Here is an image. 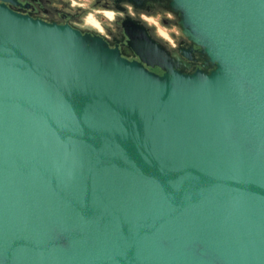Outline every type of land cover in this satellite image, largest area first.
<instances>
[{"label":"water","instance_id":"1","mask_svg":"<svg viewBox=\"0 0 264 264\" xmlns=\"http://www.w3.org/2000/svg\"><path fill=\"white\" fill-rule=\"evenodd\" d=\"M5 1L0 264H264V0H167L189 72Z\"/></svg>","mask_w":264,"mask_h":264},{"label":"flooded vegetation","instance_id":"2","mask_svg":"<svg viewBox=\"0 0 264 264\" xmlns=\"http://www.w3.org/2000/svg\"><path fill=\"white\" fill-rule=\"evenodd\" d=\"M61 2L62 0H6L5 4L11 10L15 12H19L21 14H26L30 17L39 18L42 20L56 22V23H66L74 28H77L74 25V21L81 22V17L84 11L80 10L79 13L76 12L74 14L69 13L67 11H64L58 8V6L61 5ZM124 4L133 5V9L135 12H137V15H138V12H141V11H147L149 15H154L155 9L159 7V5H157L159 3H157L156 0H138L134 4L126 2L124 0H95V3L93 4L94 6H98L101 8L113 9V10H117V11H121L125 13L124 18L123 19L118 18L116 23L112 27L109 28L107 27V25H105L107 37H102V36L101 37L107 42V44H109L110 46L116 47L119 50V52L123 54L124 56H126L128 59L138 60V57L132 51L130 45L126 43V37L123 34V27H126L127 29H131L135 31L136 25L142 24L146 35L154 40L156 39L153 36V34L150 32L149 28H147L143 23L140 22L138 17L136 19H133L127 15L126 10L123 8ZM151 4H152V7H150ZM77 29L83 32L87 31V30H82L80 28H77ZM90 32L94 33L93 31H90ZM142 33L138 34L139 36L138 41H139L140 47L146 50L148 53H150L152 60H154L155 59V49L147 45L146 42H144ZM177 44L178 46L175 49L176 50L175 56L177 57L176 58L177 60L174 59L173 61L175 63H182L184 65L187 64L188 68L182 69L181 67H178L177 65H176V68L184 72H189L193 70L194 68L198 67V63L196 62V58L198 55L197 53L198 48L195 45H190L189 42H183L179 40H177ZM180 57H182L183 59ZM142 65L146 67L148 70L161 73L160 69L155 65L147 64L145 62H142Z\"/></svg>","mask_w":264,"mask_h":264},{"label":"clouds","instance_id":"3","mask_svg":"<svg viewBox=\"0 0 264 264\" xmlns=\"http://www.w3.org/2000/svg\"><path fill=\"white\" fill-rule=\"evenodd\" d=\"M67 2L71 9H79L85 12L81 17V22L76 27L82 30L94 31L102 37H107L105 25L110 28L116 23L118 18L123 19L125 16V13L121 11L92 7L95 0H67ZM123 8L129 17L133 19L137 18V13L134 11L133 5L124 4ZM138 18L147 28L153 29L154 36L157 39L164 42L173 50L177 48V38L181 36L179 28L175 25L168 27L161 23L163 19H167L168 21L174 20L171 12H165L163 14L156 13L154 15L141 12Z\"/></svg>","mask_w":264,"mask_h":264},{"label":"rangeland","instance_id":"4","mask_svg":"<svg viewBox=\"0 0 264 264\" xmlns=\"http://www.w3.org/2000/svg\"><path fill=\"white\" fill-rule=\"evenodd\" d=\"M156 2L157 3H159V4H157V5H159V7L158 8H156L155 9V13L154 14H156V13H160V14H163V13H165V12H171L172 13V15L174 16V20L173 21H168L167 19H163L162 21H161V23L163 24V25H165V26H168V27H170V26H172V25H175L177 28H179V30H180V27H179V24H178V19H179V17H178V14L176 13V12H174V11H171V10H169V8H168V6H167V0H156ZM92 7H98V6H94V5H92ZM150 7H152V4L150 5ZM150 7H148V8H150ZM58 8H60V9H62V10H64V11H67V12H69V13H72V14H74V13H79L80 12V10L79 9H75V10H73V9H71L70 8V6H69V3L67 2V0H62V2H61V5H59L58 6ZM99 8H101V7H99ZM141 12H143V13H146V14H148L147 13V11H141ZM141 12H138V15H137V17H139V14L141 13ZM137 13V12H136ZM85 14V12L82 14V16ZM139 19V18H138ZM78 23H80V21H74V25L76 26ZM149 30H150V32L153 34V36H154V32H153V29H150L149 28ZM87 31H89L90 32V30H87ZM94 32V31H93ZM181 32V31H180ZM95 33V32H94ZM155 37V36H154ZM155 39L160 43V44H162L163 46H164V48L166 49V51H167V53L169 54V56H171L172 58H173V60L175 59V60H177L176 58V50L174 49H171V48H169L164 42H162L161 40H159V39H157L156 37H155ZM177 40H179V41H183V42H189L184 36H183V34L181 33V36L179 37V38H177ZM190 44V43H189ZM197 53H198V55H197V58H196V62L198 63V66H202V67H206V69H208V64L206 63L205 65H204V58H203V56H202V54L199 52V51H197ZM180 58H182V57H180ZM179 59V58H178ZM183 59V58H182ZM176 62H178V61H176ZM180 62V61H179ZM177 64V66L178 67H181L182 69H187L188 68V65L186 64V65H184V64H182V63H176Z\"/></svg>","mask_w":264,"mask_h":264}]
</instances>
